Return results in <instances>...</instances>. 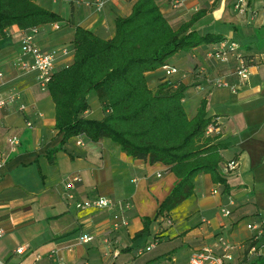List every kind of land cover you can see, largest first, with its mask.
Returning a JSON list of instances; mask_svg holds the SVG:
<instances>
[{"label": "crops", "instance_id": "0c3cea01", "mask_svg": "<svg viewBox=\"0 0 264 264\" xmlns=\"http://www.w3.org/2000/svg\"><path fill=\"white\" fill-rule=\"evenodd\" d=\"M35 1L63 18L40 26L34 33L35 43L43 48L71 45L76 26L110 39L115 34L116 18L128 16L136 2L111 0L104 10L97 11L66 2L65 7L49 8L43 0ZM156 1L174 28L207 8V14L195 24L198 31L221 33L258 57L257 64L250 68L248 84L237 89L223 86L207 91L197 86L201 82L195 74L197 68L216 73L208 56L215 43L176 53L167 65L178 71L169 77L165 66L146 73L153 91L171 83H176L175 88L180 84L189 87L183 98L189 118L196 115L201 99L207 98L208 115L218 118L211 136L225 145L221 149L222 163H238L225 177L228 190L214 182L210 174L198 175L194 194L170 212L172 225L159 218L148 236L136 237L144 226V217L155 215L177 176L167 164L128 155L108 137L93 141L80 134L65 144L66 150L50 154L60 147L63 135L56 126L55 103L49 90L39 87L33 73L20 69L17 58L22 31L12 25L4 35L0 34V72L4 81L0 98L18 96L11 105L0 108V261L4 264H57L49 256L54 249L60 251L65 264H190L197 249L210 246L220 251L219 236L234 246L233 258L225 264H264V224L255 229L248 227L251 223L260 226L264 217V0H248L246 13L235 9L234 0ZM73 60L74 56L60 57L56 70ZM235 67L236 60L232 58L221 69ZM227 80L234 84L238 77L230 75ZM19 103L27 108L19 110ZM105 112L97 92H91L87 117L101 119ZM11 136L19 139L12 148L8 143ZM79 139L82 144H77ZM2 154H6L4 161ZM73 173L82 179L68 197L66 178ZM216 187L219 194L213 193ZM100 196L133 204L127 212L128 226L113 229L108 210L77 208L80 201ZM229 196L233 203H229ZM223 206L231 210L229 215L221 212ZM81 233L93 235L94 239L82 243ZM152 243L153 249L145 252ZM22 244H29V249L16 253Z\"/></svg>", "mask_w": 264, "mask_h": 264}, {"label": "trees", "instance_id": "16d2710c", "mask_svg": "<svg viewBox=\"0 0 264 264\" xmlns=\"http://www.w3.org/2000/svg\"><path fill=\"white\" fill-rule=\"evenodd\" d=\"M207 12V8L200 9L174 28L156 0H136L128 16L116 18L115 34L110 39L76 26L70 45L74 60L56 70L48 85L55 103L56 126L63 134L60 147L50 154L66 150L65 144L80 134L93 141L108 137L128 155L167 164L177 176L155 215L144 217V226L136 237L148 236L159 218H170V212L194 194L198 175L210 174L214 182L228 190L226 178L219 171L225 145L206 133L213 121L207 112V98L201 99L196 115L189 118L183 105L187 85L175 88L176 83H171L153 91L146 78L147 72L167 65L176 53L226 40L221 33H201L195 28ZM62 20L60 14L35 0H0L2 35L12 25L24 30ZM240 47L248 59H253L251 65L257 64L256 54ZM93 91L106 111L101 119L84 116Z\"/></svg>", "mask_w": 264, "mask_h": 264}, {"label": "built area", "instance_id": "2783aa9c", "mask_svg": "<svg viewBox=\"0 0 264 264\" xmlns=\"http://www.w3.org/2000/svg\"><path fill=\"white\" fill-rule=\"evenodd\" d=\"M53 2L65 1L70 5H84L89 8H94L97 11H102L106 6L111 2V0H52ZM234 7L240 13L247 12L248 0H234ZM8 28V27H7ZM56 28H59V25H56ZM40 26H34L29 29H21L20 35V54L17 58V63L24 73H33L36 77L37 83L42 90H47L49 82L52 79L54 72L56 71V65L60 57H71L74 55V49L70 46L62 47H51L43 48L38 46L34 40V33L38 32ZM6 28L4 29V31ZM32 31V32H30ZM209 58L213 61L214 70L216 73L209 72L205 67H199L196 69V76L200 78L202 82H206L208 85H199L198 88L204 90L207 88L208 91L214 87H231L233 89L242 88L248 84L250 78V68L251 61L253 59H248L245 56V53L241 51L240 44L233 42L230 39H226L214 46L208 53ZM264 57V54L261 55ZM236 60L235 69H226L220 71L222 66H226L231 59ZM258 57H256V61ZM178 71V68L171 65H165L166 77H169L175 74ZM230 75H237L238 82L230 83L227 80V77ZM3 74L0 72V85H3ZM18 99L16 94L9 95L5 98H0V108L11 105L15 100ZM27 106L24 104H18L19 110H25ZM84 116L87 117V110L84 112ZM218 118H214L213 121L208 125L206 133L211 135L217 126ZM29 126H32L31 122H28ZM80 136V135H79ZM8 143L10 147L18 145L19 139L16 136H11L8 138ZM82 139L77 141V144H82ZM6 159V154H2V161ZM237 161L231 160L225 163H222L220 166V173L227 177V175L237 168ZM81 176L78 173H73L66 178L65 188L67 196L69 197L72 193V189L75 188L77 182L81 181ZM221 186V183H217ZM214 194H219L220 189L217 187L213 189ZM71 197V196H70ZM233 197L229 196V203H233ZM77 208L87 209H102L108 210L111 212L112 217V226L113 229H119L123 226L129 225V217L127 212L133 208V204L127 200L122 199H112L108 197H97L92 199H86L77 203ZM221 212L224 215H229L231 210L227 206L221 208ZM167 224L172 225L173 221L171 218H165ZM264 224V218L260 219L259 225L248 224V227L255 229L261 227ZM3 230L0 228V236H2ZM79 239L82 243L91 242L94 239L93 235L87 233H81ZM218 250L210 246H204L200 249L195 250L190 257V264H225L226 261L233 258L231 250L234 248L231 243L227 242L223 236L217 238ZM155 244H150L145 248V252L151 251ZM29 249V244H22L15 249L16 253H23ZM49 256L54 258L57 264H65L63 257L60 254L58 249L50 251ZM40 259V255L37 256ZM0 264L4 262L0 261Z\"/></svg>", "mask_w": 264, "mask_h": 264}, {"label": "rangeland", "instance_id": "374dc122", "mask_svg": "<svg viewBox=\"0 0 264 264\" xmlns=\"http://www.w3.org/2000/svg\"><path fill=\"white\" fill-rule=\"evenodd\" d=\"M43 2L49 8H55V7L58 8L57 5H64V7H65V5H66V4H63V3H65V1L53 2L52 0H43ZM206 70H208V69L206 68ZM190 95H195V92H191Z\"/></svg>", "mask_w": 264, "mask_h": 264}]
</instances>
